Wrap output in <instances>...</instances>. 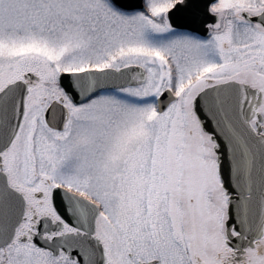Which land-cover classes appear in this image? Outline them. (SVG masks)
Instances as JSON below:
<instances>
[{
  "label": "snow or ice",
  "instance_id": "obj_1",
  "mask_svg": "<svg viewBox=\"0 0 264 264\" xmlns=\"http://www.w3.org/2000/svg\"><path fill=\"white\" fill-rule=\"evenodd\" d=\"M0 264H264V0H0Z\"/></svg>",
  "mask_w": 264,
  "mask_h": 264
}]
</instances>
